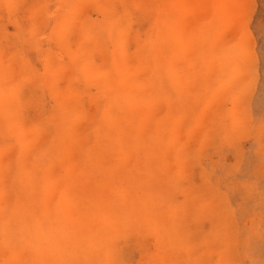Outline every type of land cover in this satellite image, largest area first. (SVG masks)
I'll list each match as a JSON object with an SVG mask.
<instances>
[{
  "label": "rangeland",
  "instance_id": "374dc122",
  "mask_svg": "<svg viewBox=\"0 0 264 264\" xmlns=\"http://www.w3.org/2000/svg\"><path fill=\"white\" fill-rule=\"evenodd\" d=\"M0 264H264V0H0Z\"/></svg>",
  "mask_w": 264,
  "mask_h": 264
}]
</instances>
